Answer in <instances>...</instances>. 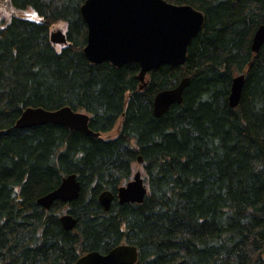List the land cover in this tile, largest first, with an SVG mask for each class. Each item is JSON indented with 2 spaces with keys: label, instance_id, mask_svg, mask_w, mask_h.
<instances>
[{
  "label": "trees",
  "instance_id": "obj_1",
  "mask_svg": "<svg viewBox=\"0 0 264 264\" xmlns=\"http://www.w3.org/2000/svg\"><path fill=\"white\" fill-rule=\"evenodd\" d=\"M39 21L12 17L0 27V264H74L85 252L135 245L134 264H264V0H167L189 4L204 23L180 66L161 65L139 89L136 63H90L84 53V0H8ZM64 22L67 44L49 40ZM244 74L236 107L233 78ZM189 77L181 103L153 114V96ZM69 106L89 114L93 137L58 124L15 128L26 107ZM142 157L141 203L100 205ZM68 174L78 197L38 198ZM69 212L73 229L59 216Z\"/></svg>",
  "mask_w": 264,
  "mask_h": 264
},
{
  "label": "water",
  "instance_id": "obj_2",
  "mask_svg": "<svg viewBox=\"0 0 264 264\" xmlns=\"http://www.w3.org/2000/svg\"><path fill=\"white\" fill-rule=\"evenodd\" d=\"M80 14L86 24L87 36L83 53L91 63L109 62L120 67L127 63L139 65L137 78L143 84L148 71L161 65L180 66L186 60L187 47L200 32L204 14L189 4H176L167 0H84ZM52 43H65L66 37L60 30L49 37ZM264 42V25L253 35L251 49L257 53ZM244 83V74L232 80L229 104L236 107ZM189 84V77L182 78L172 88L158 91L153 97V114L161 116L173 103H181L183 91ZM89 116L68 106L55 110L43 107L25 108L14 126L28 128L41 124H58L71 130L97 137L98 132L88 127ZM141 162V156L137 157ZM80 183L75 174L65 176L52 191L38 198L37 203L48 209L54 201L70 202L78 197ZM147 192L139 171L132 179L120 186L116 193L118 203H141ZM114 195L104 191L98 201L108 210ZM59 220L66 230L76 224L70 213H64ZM138 257L137 249L131 244H119L107 253L89 251L80 256L74 264H133Z\"/></svg>",
  "mask_w": 264,
  "mask_h": 264
},
{
  "label": "rangeland",
  "instance_id": "obj_3",
  "mask_svg": "<svg viewBox=\"0 0 264 264\" xmlns=\"http://www.w3.org/2000/svg\"><path fill=\"white\" fill-rule=\"evenodd\" d=\"M12 17H20V18H25L28 20H33V21L39 20V16L37 15V13L35 12V10L33 8L26 7L24 9H18V8L13 7L8 0H0V27H3L7 23H9ZM56 30H61L62 32H64L65 31V23L57 22V23L52 24L49 31L53 32ZM53 46L55 47V49L59 50L62 47H64L65 44L54 43ZM118 123L116 124L114 129L111 130L110 132L103 133L102 137L114 136L116 133V128H117ZM136 171H140L141 174H143L142 165L139 162L134 161L131 164V175H130V177H132V175Z\"/></svg>",
  "mask_w": 264,
  "mask_h": 264
},
{
  "label": "bare ground",
  "instance_id": "obj_4",
  "mask_svg": "<svg viewBox=\"0 0 264 264\" xmlns=\"http://www.w3.org/2000/svg\"><path fill=\"white\" fill-rule=\"evenodd\" d=\"M255 34V33H254Z\"/></svg>",
  "mask_w": 264,
  "mask_h": 264
}]
</instances>
